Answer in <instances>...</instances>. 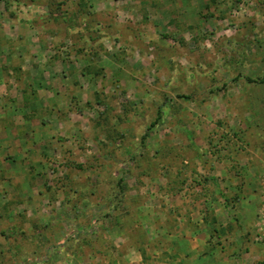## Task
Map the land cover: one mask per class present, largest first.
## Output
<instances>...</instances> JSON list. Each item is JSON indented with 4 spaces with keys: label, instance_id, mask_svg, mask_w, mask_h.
Instances as JSON below:
<instances>
[{
    "label": "rangeland",
    "instance_id": "374dc122",
    "mask_svg": "<svg viewBox=\"0 0 264 264\" xmlns=\"http://www.w3.org/2000/svg\"><path fill=\"white\" fill-rule=\"evenodd\" d=\"M130 1L0 0L67 79L32 92L56 143L0 172V264H181L160 229L175 195H264V0H172L165 18Z\"/></svg>",
    "mask_w": 264,
    "mask_h": 264
},
{
    "label": "crops",
    "instance_id": "0c3cea01",
    "mask_svg": "<svg viewBox=\"0 0 264 264\" xmlns=\"http://www.w3.org/2000/svg\"><path fill=\"white\" fill-rule=\"evenodd\" d=\"M134 1L131 0L130 4L123 3V7L137 8ZM173 1H176L177 8L191 10L200 9L203 4L207 6L209 3V0ZM138 2L139 7L144 6L151 10L154 18L159 16V13L163 14L162 10L175 7L172 0H138ZM163 15L164 18L169 16L167 11H164ZM20 22V18L13 20L5 16L3 11L1 12L0 27L2 28L1 25L4 24L5 26L2 32L0 31V172L3 173V167L5 173L7 172L6 177L10 176L11 163L15 165L24 160L20 167L22 172L25 169H33V163L27 158L28 150H33L38 144L50 147V143H56V135L52 134L53 136L49 137L46 135L49 132L45 133L46 130L38 129V121H42L43 118L42 114L35 111L32 106V92L36 90V86L39 88L47 84L49 93L50 89L54 88L52 92L54 96L57 89L56 80L62 79L65 82L67 80L62 77L58 79L57 74H61V70L56 64H51V57L58 53L56 49L53 51V48L47 46L48 44L45 46L39 42L36 44L35 35L31 32L18 31ZM42 61L49 63L42 65ZM43 95L39 93L37 97L42 98ZM47 96L51 97L49 94ZM48 116L51 118L50 115ZM46 136L47 138H44ZM10 155L12 162H9ZM1 181H3L2 177L0 185ZM210 183L212 190L200 197H194L191 202L180 200L179 198H185L175 195L177 212H161V232L168 233L169 241H172L167 250L173 254L172 256H176L179 262L181 260V264H262L264 244L258 242L256 237L263 227L260 223L262 217L259 209L264 195L250 191L248 195L250 198L240 199L233 207L234 205L225 202L227 198L224 194L225 183L216 179ZM220 183H223L221 187L218 186ZM220 189L223 192H220ZM217 196L223 198L216 199ZM168 198L171 202V198ZM238 205L239 209L234 212L232 209ZM168 207H171V203ZM226 207L232 212L226 210ZM226 233L228 236H225ZM216 240L223 242L217 245ZM228 247L235 251L228 250Z\"/></svg>",
    "mask_w": 264,
    "mask_h": 264
},
{
    "label": "built area",
    "instance_id": "2783aa9c",
    "mask_svg": "<svg viewBox=\"0 0 264 264\" xmlns=\"http://www.w3.org/2000/svg\"><path fill=\"white\" fill-rule=\"evenodd\" d=\"M264 240V238H262ZM264 261V260H263Z\"/></svg>",
    "mask_w": 264,
    "mask_h": 264
}]
</instances>
